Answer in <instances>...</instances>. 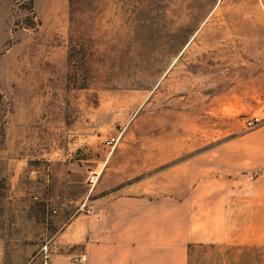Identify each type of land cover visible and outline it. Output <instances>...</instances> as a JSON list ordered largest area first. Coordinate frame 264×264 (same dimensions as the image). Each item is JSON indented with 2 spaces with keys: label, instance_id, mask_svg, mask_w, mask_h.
<instances>
[{
  "label": "rangeland",
  "instance_id": "rangeland-1",
  "mask_svg": "<svg viewBox=\"0 0 264 264\" xmlns=\"http://www.w3.org/2000/svg\"><path fill=\"white\" fill-rule=\"evenodd\" d=\"M263 126L261 0H0V264H81L99 189L160 192ZM190 255L264 264V244Z\"/></svg>",
  "mask_w": 264,
  "mask_h": 264
},
{
  "label": "crops",
  "instance_id": "crops-1",
  "mask_svg": "<svg viewBox=\"0 0 264 264\" xmlns=\"http://www.w3.org/2000/svg\"><path fill=\"white\" fill-rule=\"evenodd\" d=\"M251 140L226 144L196 171L176 179L167 174L160 192L147 186L99 189L105 194L90 201L94 214L83 222V264H189L194 246L264 244V126ZM22 201L14 207L27 208ZM20 219L22 232L30 233L29 219ZM52 219L56 226L64 221L61 213ZM27 264L67 260L51 255Z\"/></svg>",
  "mask_w": 264,
  "mask_h": 264
},
{
  "label": "built area",
  "instance_id": "built-area-1",
  "mask_svg": "<svg viewBox=\"0 0 264 264\" xmlns=\"http://www.w3.org/2000/svg\"><path fill=\"white\" fill-rule=\"evenodd\" d=\"M259 122H260V119L256 118L253 121H249L248 122V126L249 127L256 126V125H258ZM99 177H100V174H98L96 172H93L90 175V177H89V183L91 184V188L90 189H92V187H94L97 184V182L99 180ZM86 203H88V202H86ZM86 203L82 206V209L86 208L88 205H91L90 203H88V205ZM86 213L87 214H92L93 213V209L90 206L87 207ZM84 261H85L84 257H81L78 260V262H80L81 264L84 263Z\"/></svg>",
  "mask_w": 264,
  "mask_h": 264
}]
</instances>
